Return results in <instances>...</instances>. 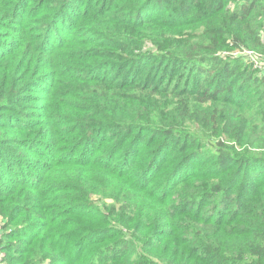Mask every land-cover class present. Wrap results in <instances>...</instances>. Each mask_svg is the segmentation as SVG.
Segmentation results:
<instances>
[{"label": "trees", "instance_id": "1", "mask_svg": "<svg viewBox=\"0 0 264 264\" xmlns=\"http://www.w3.org/2000/svg\"><path fill=\"white\" fill-rule=\"evenodd\" d=\"M244 50L264 0H0L2 262L264 264Z\"/></svg>", "mask_w": 264, "mask_h": 264}, {"label": "rangeland", "instance_id": "2", "mask_svg": "<svg viewBox=\"0 0 264 264\" xmlns=\"http://www.w3.org/2000/svg\"><path fill=\"white\" fill-rule=\"evenodd\" d=\"M94 3H96V1ZM72 19H73V17H72ZM246 60L250 62V66L251 67L252 66L255 67V64H254L255 61L252 58H247ZM113 68H114V65L107 64L103 68H101V72L104 74L105 72L111 71ZM41 84H42V86H46L45 83H41ZM33 88L34 89L29 93V95L35 96L37 98H40V97H42L44 95L43 90L41 88H39L38 86L37 87H33ZM261 88L264 89V85H262ZM239 90H240L239 87L236 88L235 92H234V95L237 94V92ZM249 92H250V95L253 96V99L251 101L252 105L249 107L248 110L254 116L253 117V120H254L253 123L254 124H258L257 126H262L264 124V117L260 114V112H263L264 110L262 109L261 103L258 102L257 98H259V95L254 91V88H251L249 90ZM256 153L258 154V153H260V151H257ZM7 178H9V175H5V174L0 175V189H1V186H4L7 183ZM3 255H4L3 251H0V264H4V262H2Z\"/></svg>", "mask_w": 264, "mask_h": 264}, {"label": "built area", "instance_id": "3", "mask_svg": "<svg viewBox=\"0 0 264 264\" xmlns=\"http://www.w3.org/2000/svg\"><path fill=\"white\" fill-rule=\"evenodd\" d=\"M240 54L241 56H244L245 58H252L255 62V67L258 69H264V55L258 56L255 52L251 50H244L240 52H236V55Z\"/></svg>", "mask_w": 264, "mask_h": 264}]
</instances>
